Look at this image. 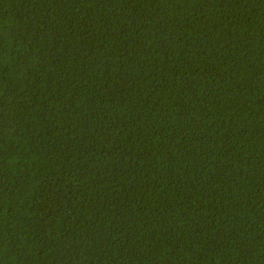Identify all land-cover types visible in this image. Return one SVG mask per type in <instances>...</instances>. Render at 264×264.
Here are the masks:
<instances>
[{
  "label": "trees",
  "instance_id": "16d2710c",
  "mask_svg": "<svg viewBox=\"0 0 264 264\" xmlns=\"http://www.w3.org/2000/svg\"><path fill=\"white\" fill-rule=\"evenodd\" d=\"M0 264H264V0H0Z\"/></svg>",
  "mask_w": 264,
  "mask_h": 264
}]
</instances>
